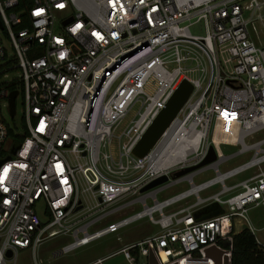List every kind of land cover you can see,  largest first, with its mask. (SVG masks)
<instances>
[{
	"label": "built area",
	"instance_id": "built-area-1",
	"mask_svg": "<svg viewBox=\"0 0 264 264\" xmlns=\"http://www.w3.org/2000/svg\"><path fill=\"white\" fill-rule=\"evenodd\" d=\"M0 22V264L60 234L72 236L59 249L69 253L145 217L157 231L88 264L117 254L130 264H231L224 242L244 227L254 232L249 210H264V137H253L264 129V0H0ZM200 22L204 32L193 33ZM183 80L193 85L188 100L137 156ZM14 89L27 135L12 152L2 110L10 113ZM223 144L239 149L226 155ZM210 146L215 160L175 175ZM242 153L250 159L221 170ZM207 169L215 176L196 183ZM183 181L187 189L159 199ZM212 203L223 211L197 219Z\"/></svg>",
	"mask_w": 264,
	"mask_h": 264
},
{
	"label": "rangeland",
	"instance_id": "rangeland-1",
	"mask_svg": "<svg viewBox=\"0 0 264 264\" xmlns=\"http://www.w3.org/2000/svg\"><path fill=\"white\" fill-rule=\"evenodd\" d=\"M204 23L200 22L191 26V31L196 34H202L204 32ZM139 104H135L131 109L128 116L123 120V124L120 129L117 131L120 132L121 129L130 121L133 115L138 111ZM3 116L6 119L7 123L10 125L12 129H14L17 133H23L24 131V123H23V105H22V96L21 94L16 98V114L11 116L8 108L4 107L2 110ZM255 139H260L264 137V129L253 134ZM222 151L226 155L233 154L238 151V146L232 145H221ZM113 152L115 155L118 154V145L115 140L113 144ZM251 157V153H242L237 156L230 158L227 162L221 165V170L225 171L228 167L237 166L241 163L246 162ZM252 174V170L243 172L237 175L234 178H230L227 180L228 184L233 182H237L243 180ZM215 176L214 169H207L201 172L200 174L195 176V182L200 183L204 180L210 179ZM189 184L187 181H183L181 183L175 184L164 192L159 193V199L164 198L165 196L171 195L179 190L187 189ZM220 190V185H214L212 188L202 191L201 195L206 196L213 192H217ZM149 203L152 202L151 199L148 200ZM187 203H192L195 201L194 196H190L186 199ZM186 202H182L180 208L183 205L187 204ZM176 208H179L176 207ZM142 206L140 204L134 206V210H141ZM133 210V211H134ZM40 216L44 221L46 219L43 217L41 213V209L38 210ZM133 211H128L129 214ZM127 216V215H124ZM249 217L251 219V224L255 228L254 233L261 244L264 245V210L262 207H254L249 210ZM120 217L113 218L112 220H117ZM111 221V220H110ZM109 221H103L100 226L107 224ZM239 227L238 229H240ZM158 230V226L153 224L148 217L140 219L128 226L121 228L120 230L104 235L103 237L91 242L88 245L78 247L73 251L65 254H60L59 256H54V251L61 248L62 245L68 243L72 240V236L70 234H60L55 237L49 238L45 240L37 249V252L33 253L30 249H20L17 257L15 259L14 264H88L89 262L94 261L97 257H104L109 253L113 252L121 245L126 242L136 241L144 238L145 236L154 233ZM118 236L121 239H117ZM96 264H130L123 254H117L112 257L106 258L102 263Z\"/></svg>",
	"mask_w": 264,
	"mask_h": 264
},
{
	"label": "water",
	"instance_id": "water-1",
	"mask_svg": "<svg viewBox=\"0 0 264 264\" xmlns=\"http://www.w3.org/2000/svg\"><path fill=\"white\" fill-rule=\"evenodd\" d=\"M68 21V20H67ZM0 25L1 22H0ZM193 91V85L188 80H183L179 87L176 89L174 94L171 96L169 101L167 102L166 106L161 110V112L158 114V116L154 119L153 123L149 126V128L146 130L140 141L137 143L134 153L139 156L143 157L146 155L149 150L153 147V145L156 143V141L159 139V137L162 135V133L165 131V129L169 126L171 121L175 118L177 113L180 111V109L183 107L185 102L188 100L190 94ZM18 94V90L14 89L11 91L9 96V104H10V115L14 116L16 114V96ZM19 142H15L14 146L12 148V152L16 151V148L18 147ZM9 157V156H8ZM216 154L213 146H210L209 152L207 157L198 165L188 167L185 170H181L176 172V176L183 175L189 171H192L198 166H202L204 164H208L215 160ZM168 179L166 175L159 176L152 180L150 183L145 185L141 191L148 190L150 188L156 187L159 184H162ZM223 211V208L218 203H212L204 208H201L197 211H195V216L197 219H203V218H209L212 217L218 213H221ZM8 254L10 255L11 252L9 251Z\"/></svg>",
	"mask_w": 264,
	"mask_h": 264
},
{
	"label": "trees",
	"instance_id": "trees-1",
	"mask_svg": "<svg viewBox=\"0 0 264 264\" xmlns=\"http://www.w3.org/2000/svg\"><path fill=\"white\" fill-rule=\"evenodd\" d=\"M9 133L15 142H20L27 135L26 126L24 124L23 133H17L9 127ZM224 245L232 247L231 264H264V245L257 241L255 233L249 227L234 234L233 241L224 242Z\"/></svg>",
	"mask_w": 264,
	"mask_h": 264
},
{
	"label": "snow or ice",
	"instance_id": "snow-or-ice-1",
	"mask_svg": "<svg viewBox=\"0 0 264 264\" xmlns=\"http://www.w3.org/2000/svg\"><path fill=\"white\" fill-rule=\"evenodd\" d=\"M61 6H62V5H61ZM41 12H42V10H38V11L35 13V15H40ZM224 116H225V119L228 118V114H227V113H224ZM5 171H7V170H5Z\"/></svg>",
	"mask_w": 264,
	"mask_h": 264
},
{
	"label": "crops",
	"instance_id": "crops-1",
	"mask_svg": "<svg viewBox=\"0 0 264 264\" xmlns=\"http://www.w3.org/2000/svg\"><path fill=\"white\" fill-rule=\"evenodd\" d=\"M59 249H60V248H59ZM59 249H57V250H55V251L53 252V253H54V256L57 257V256L60 255V253H59ZM97 258H99V257H97ZM97 258H96V259H97ZM96 259H95V260H96ZM89 263H90V262H89Z\"/></svg>",
	"mask_w": 264,
	"mask_h": 264
}]
</instances>
